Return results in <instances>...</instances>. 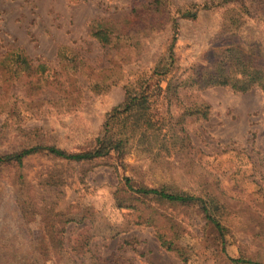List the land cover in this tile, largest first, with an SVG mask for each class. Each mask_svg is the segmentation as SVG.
Instances as JSON below:
<instances>
[{"label":"rangeland","instance_id":"1","mask_svg":"<svg viewBox=\"0 0 264 264\" xmlns=\"http://www.w3.org/2000/svg\"><path fill=\"white\" fill-rule=\"evenodd\" d=\"M146 2L0 0V61L19 49L30 63L14 74L0 62V154L38 148L21 164L0 163V246L9 260L29 261L34 242L58 237L61 249L45 264H264V92L193 79L228 68L231 44L243 58L264 55V5L168 0L163 22L122 32ZM187 7L195 19L181 16ZM98 24L111 25L109 43L92 34ZM144 90L156 125L123 153L111 147L73 161L45 150L83 152L124 132L130 119L112 110ZM126 182L199 200L141 197Z\"/></svg>","mask_w":264,"mask_h":264},{"label":"trees","instance_id":"2","mask_svg":"<svg viewBox=\"0 0 264 264\" xmlns=\"http://www.w3.org/2000/svg\"><path fill=\"white\" fill-rule=\"evenodd\" d=\"M225 1V0H224ZM226 1H237V0H226ZM261 5H264V0H256ZM145 6V12L139 14L137 7H134L126 18V25L122 29V32H128L137 28L139 23H145V26H156L160 22H163L169 14L168 10V0H147ZM204 7H207V3H204ZM193 7L180 11V14L184 18L195 19L197 17V10H193ZM146 14V16H145ZM176 25V24H174ZM111 25L98 24L94 26L92 34L102 43H109L110 41V31ZM232 49L228 47V58H231L230 65L226 67H216L211 71L199 70L195 74L193 79L196 83L205 82L213 85H228L234 89L245 91L253 86L259 87L264 92V55H259L257 58L252 59L251 57L240 56V51L233 45ZM257 51V50H255ZM172 53H169L168 59L161 69V74L165 75L169 71L168 67L171 64ZM28 57L25 56L19 49H12L9 54L3 57L0 61L4 63L8 69L10 67H15L13 71L14 74L17 73L21 68L27 69L29 66ZM255 62H253V61ZM222 62V60H221ZM253 62V63H252ZM186 81H193L188 79ZM133 92V91H131ZM128 92L124 102L121 106L114 108L112 111L116 117L124 116V118H129V125L125 127L124 132L120 134L104 135V138L100 140V145L87 151L68 153L64 150L56 148L54 146H49L45 150L55 157L73 160V161H85L90 160L99 156L106 155L111 147L115 150H118L120 153H123L127 145L129 144L132 137L139 136L143 138L147 135V129L151 128L153 125H156V122L152 120L148 112V98L149 95L144 90L143 92L131 93ZM122 107L120 110L119 108ZM138 110V114L141 115V118L144 121L139 122L138 116L135 114V110ZM199 110H196L198 112ZM142 112V113H141ZM200 112V111H199ZM135 114V119L130 118L131 114ZM202 114V113H201ZM110 136V137H109ZM38 148H28L22 150L18 153L11 154H0V163H9L16 162L21 164L23 157L34 153ZM129 191L141 196H154L162 200L173 202V203H190L198 198L190 196L185 193L178 192H169L161 188H147V187H138L134 188L131 185H128V182L125 183ZM203 205H201L202 210L206 213L207 218H209L214 226L217 228L220 234H224L225 227L221 224L218 219H215L212 215V207L210 206L207 200L203 199ZM53 234V231H50L49 234ZM60 234V233H59ZM164 239L163 236L160 237ZM62 241L57 237L50 239L49 241L34 242L33 247V258L27 261L25 257H19L18 254H14L13 259L9 260L5 254L1 251L3 250L0 246V264H45L48 259L47 256H52V252L55 250L61 249ZM18 256V257H17ZM25 256V255H24ZM232 264H254L255 262L249 259L243 258H229ZM260 264V263H256Z\"/></svg>","mask_w":264,"mask_h":264}]
</instances>
